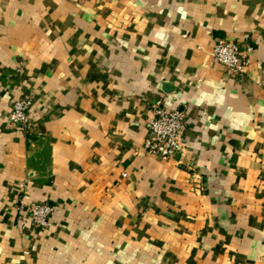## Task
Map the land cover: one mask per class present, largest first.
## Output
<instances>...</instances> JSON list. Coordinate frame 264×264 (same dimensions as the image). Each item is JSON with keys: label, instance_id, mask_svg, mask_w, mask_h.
Instances as JSON below:
<instances>
[{"label": "crops", "instance_id": "1", "mask_svg": "<svg viewBox=\"0 0 264 264\" xmlns=\"http://www.w3.org/2000/svg\"><path fill=\"white\" fill-rule=\"evenodd\" d=\"M159 98L186 112L169 161L143 148ZM24 195L49 227H19ZM0 264H264V0H0Z\"/></svg>", "mask_w": 264, "mask_h": 264}, {"label": "built area", "instance_id": "2", "mask_svg": "<svg viewBox=\"0 0 264 264\" xmlns=\"http://www.w3.org/2000/svg\"><path fill=\"white\" fill-rule=\"evenodd\" d=\"M250 45L241 48L239 43L221 37L216 39L212 49L214 63L223 65L235 75L242 77L246 67L251 61ZM32 99L24 97L13 105L10 117L11 124L23 131H27L30 123L29 111ZM148 137L144 141L143 148L146 152L169 161L177 157L184 148V132L187 129L186 112L181 108L167 109L163 99H156L152 104V117L148 124ZM27 199V196H24ZM22 211L27 210L32 221L39 226L49 223L53 206L49 203L32 202L22 205ZM24 221V220H23Z\"/></svg>", "mask_w": 264, "mask_h": 264}, {"label": "rangeland", "instance_id": "3", "mask_svg": "<svg viewBox=\"0 0 264 264\" xmlns=\"http://www.w3.org/2000/svg\"><path fill=\"white\" fill-rule=\"evenodd\" d=\"M225 38V37H224ZM213 49V48H212ZM245 75V74H244ZM243 75V76H244ZM242 76V77H243ZM25 196V195H24ZM32 202H37V201H30V199H24V197L22 198V201L20 202V207L24 204V205H29V203H32ZM38 203H49V204H51L52 206H53V213L50 215V219H49V223L46 225V226H39V225H36L33 221H32V219H31V216H29L28 215V212H27V210H25V211H22V210H20L21 211V214H22V216H20V218H19V221H18V225H19V227H21V228H26L27 227V225L29 224V223H31V224H33L34 226H36V227H43V228H47V227H49L50 226V224H51V219H52V217H53V214H54V212H55V206L52 204V203H50V202H48V201H45V202H38ZM21 209V208H20ZM24 220V221H23ZM117 252V251H116Z\"/></svg>", "mask_w": 264, "mask_h": 264}]
</instances>
